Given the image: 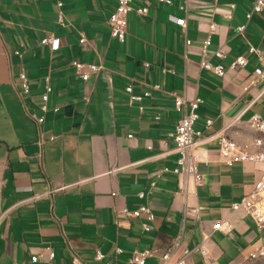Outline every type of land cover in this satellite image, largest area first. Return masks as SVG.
Instances as JSON below:
<instances>
[{
    "label": "crops",
    "instance_id": "1",
    "mask_svg": "<svg viewBox=\"0 0 264 264\" xmlns=\"http://www.w3.org/2000/svg\"><path fill=\"white\" fill-rule=\"evenodd\" d=\"M254 1L132 0L119 42L109 25L117 0H0V264H72L73 253L87 264H132L135 251L149 252L146 264H162L179 239L173 261L187 248L188 264H242L264 247V227L231 209L253 191L264 167L228 166L218 143L226 134L255 151L256 138L264 139L250 124L254 114L264 119V81L244 89L259 65L249 45L264 49V8L247 21ZM145 7L146 14L138 12ZM209 34L206 58L222 64L225 77L200 65ZM47 36L60 38L58 50L42 44ZM218 48L223 59L212 54ZM240 55L248 65L231 69ZM75 60L101 68L84 81ZM22 71L29 94L21 90ZM47 77L53 91L44 114ZM128 84L151 95L131 101ZM173 94L202 100L194 126L202 132L194 149L199 186L172 171L178 157L172 135L182 116ZM32 114L45 115L42 146ZM53 189L60 190L48 194ZM141 204L154 214L149 232L144 219L121 214ZM220 220L225 228L214 230Z\"/></svg>",
    "mask_w": 264,
    "mask_h": 264
},
{
    "label": "built area",
    "instance_id": "2",
    "mask_svg": "<svg viewBox=\"0 0 264 264\" xmlns=\"http://www.w3.org/2000/svg\"><path fill=\"white\" fill-rule=\"evenodd\" d=\"M131 1L132 0H117L116 9L114 10L113 14L111 15L109 19V25L111 28V37L116 39L119 42H124L126 39L127 34V23H128V15L131 11ZM166 3H171L170 0H161ZM62 2H58L59 6V13H58V21L59 23H63L65 16L61 10L62 8ZM231 7H234V5H231ZM264 8V0H255L252 6V9L247 14V21L249 22L252 18V15L254 13H259ZM147 8H141L138 10L141 14L147 13ZM177 23L181 26L186 25L185 19H178ZM217 28V25L215 23H212L210 25V34L212 32H215ZM246 29V24L238 26L237 32L240 35H244ZM208 35L206 39L204 40L202 44V53L205 56L200 65L203 69L210 70L217 74L218 76L225 77L226 76V69L225 67L218 63V64H212L207 58V54L209 52V49L212 45V39L211 35ZM86 38L84 35H82L81 42H85ZM42 44H47L51 47L52 50H58L61 46L60 38H56L53 36H47L42 39ZM187 45L191 44L190 40L186 41ZM248 51L250 54L254 55L258 61L259 65L256 66L252 72V74L247 79V84L245 85L244 89L248 90L250 87H253L257 85L259 82L264 81V49L254 47L252 45H249ZM20 57L22 54L17 53ZM212 54L218 58L223 59L225 57V51L222 48H218L212 52ZM249 63V59L246 56H237L233 62L230 65L231 69H242L245 68ZM72 65L75 67V70L81 75V78L84 81H87L90 77L91 73L98 72L100 70V66L96 64H88L83 63L80 61H73ZM145 67H149V63H145ZM21 79V90L23 94H29L30 93V86L28 82V76L27 74L22 71L20 74ZM154 89L160 90V87L158 85L152 86ZM53 91L52 86L50 85V80L47 77L46 78V84H45V92L42 95L43 99V105L41 106V110L45 114L49 108L47 106V102L49 101V95ZM126 91L130 94V100L131 101H141L143 98L148 97L151 95V92L146 90L141 94L134 93L133 85L128 84L126 86ZM175 97V108L177 111L182 113L181 118L179 119V122L176 126L175 133L172 135L175 142H176V148L175 151L178 154L177 157V165L172 170L173 173L185 176L186 178H193L195 184L197 186L201 185L203 182V175L198 170V162L194 155V149L196 145L198 144L200 137L202 135V132L200 130H196L194 128L198 118L199 114L197 113V110L202 102V100L198 97L195 98H188L186 96H178L176 94H173ZM54 112H58V108L53 109ZM37 116L35 114H32V117L35 119L38 127V133H39V140L38 143L42 146L44 140L42 135V125L45 121V115ZM212 121L207 120L206 126L209 127L211 125ZM250 124L256 131L264 134V119L258 115L254 114L252 115L250 119ZM53 139V138H51ZM219 149L221 152L222 160L225 164L228 166L233 165L234 163H253L258 164L264 167V139L262 137H258L255 140V144L258 147L255 151H248L245 148H243L238 142L235 140L229 138L226 134H220L219 139ZM168 169H166L167 171ZM152 186L155 185V182L151 183ZM63 189V188H60ZM58 189V190H60ZM57 189L50 190L48 194H53ZM41 194L35 195L33 198L40 197ZM139 197L142 199L145 197V193L141 192L139 193ZM201 208L198 207L194 209L193 211H199ZM232 212H244L248 215H250L256 224L259 227H264V172L259 177L258 181L255 184V187L252 192L249 194L243 196L241 200L234 202L231 206ZM121 214H123L127 218H142L145 220V223L143 224V229L145 232H149L151 230L150 222L154 219V214L152 212V209L147 204H141L137 209L135 210H129L128 208H123L121 210ZM227 222L220 220L216 222L213 226L214 230H221L224 229ZM205 236L204 238H206ZM181 248V241L180 239L177 240V242L174 244L173 249L177 250ZM168 251L165 254H163L161 260L162 264H188L187 258L191 254V250L184 248L183 249V256L180 259L172 260V251ZM118 253H122L123 250L118 248ZM201 252L206 255L207 250L204 247H201ZM50 258L53 257V253L50 252ZM149 256V252L147 251H135L130 257V262L132 264H146V259ZM103 257V254L101 252H97L95 258L97 260H100ZM260 257H264V247H260L259 249H256L252 251L249 255L250 259H257ZM39 260L38 256L32 257V262H37ZM72 264H87L85 263L76 253L72 254ZM111 264V263H107Z\"/></svg>",
    "mask_w": 264,
    "mask_h": 264
},
{
    "label": "rangeland",
    "instance_id": "3",
    "mask_svg": "<svg viewBox=\"0 0 264 264\" xmlns=\"http://www.w3.org/2000/svg\"><path fill=\"white\" fill-rule=\"evenodd\" d=\"M242 264H264V257H260L257 259H250Z\"/></svg>",
    "mask_w": 264,
    "mask_h": 264
}]
</instances>
